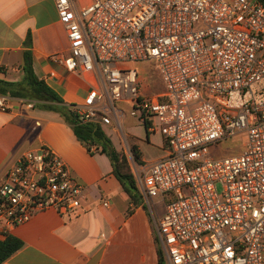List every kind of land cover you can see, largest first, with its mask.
Segmentation results:
<instances>
[{"label": "built area", "instance_id": "1", "mask_svg": "<svg viewBox=\"0 0 264 264\" xmlns=\"http://www.w3.org/2000/svg\"><path fill=\"white\" fill-rule=\"evenodd\" d=\"M55 4L70 46L57 59L90 84L73 107L80 122L115 120L122 128L118 105L132 103L130 115L166 139L167 155L138 181L146 200L163 198L157 236L168 264H264V4ZM148 60L157 61L166 89L153 97L143 94L132 65ZM11 99L0 96V110L8 112ZM239 134L245 141L238 153L212 155ZM86 191L51 148L23 153L0 183V241L38 212L82 209Z\"/></svg>", "mask_w": 264, "mask_h": 264}, {"label": "crops", "instance_id": "2", "mask_svg": "<svg viewBox=\"0 0 264 264\" xmlns=\"http://www.w3.org/2000/svg\"><path fill=\"white\" fill-rule=\"evenodd\" d=\"M91 1L80 0L82 6ZM29 35L31 47L26 45ZM69 47L55 0H0V80L19 81L24 53L31 50L37 76L66 105L82 103L90 90L88 80L57 59L68 56ZM124 113L122 125L130 115ZM103 129L109 135L105 126ZM119 129L113 127V133L125 135L127 143V138H133V146L140 152L141 163L133 168L137 180L138 171L167 155L168 144L160 131L146 129L148 143L161 150L159 156L149 159L143 141L126 130L120 134ZM42 146L55 151L72 176L86 186V199L82 209L67 213L44 210L17 227L13 235L24 245L3 264H160L157 224L165 212L163 198L160 213L155 209L160 198L148 201L143 197L135 205L114 175L107 155L89 152L58 113L38 105L29 109L19 98H12L10 110H0V183L23 153ZM212 155L216 156L214 151ZM108 200L111 203L105 206Z\"/></svg>", "mask_w": 264, "mask_h": 264}, {"label": "trees", "instance_id": "3", "mask_svg": "<svg viewBox=\"0 0 264 264\" xmlns=\"http://www.w3.org/2000/svg\"><path fill=\"white\" fill-rule=\"evenodd\" d=\"M264 4V0H260ZM26 45L31 47L29 35ZM23 76L19 81L10 82L0 80V96L19 98L35 102L40 108L58 113L73 128L78 140L92 154L102 153L109 157L114 167V175L121 183L131 201L138 205L143 200L138 180L132 171L130 162L125 154H121L115 147L112 139L106 134L99 123L80 122L73 105H66L63 99L35 73L31 50L25 51L22 65ZM146 129L148 127L146 125ZM95 147V151H92ZM132 152L137 163L140 161V152L136 146H132ZM159 243V241H158ZM23 241L11 235L6 240L0 241V264H3L11 256L23 247ZM159 261L164 264V255L159 246Z\"/></svg>", "mask_w": 264, "mask_h": 264}, {"label": "rangeland", "instance_id": "4", "mask_svg": "<svg viewBox=\"0 0 264 264\" xmlns=\"http://www.w3.org/2000/svg\"><path fill=\"white\" fill-rule=\"evenodd\" d=\"M132 65L139 70L140 85L142 88V92L146 97H153L165 92L166 90L165 84L163 82L157 61L148 60V61L134 63ZM162 101L166 102L168 101V99ZM119 107L129 114L132 109V103H120ZM121 126H122V130L119 129L120 134L123 132L125 134V130H126L129 131L132 135H134L136 139H140L141 141H143L142 144H143L144 155L147 158L150 159L151 157H157L160 155L161 150L159 149V147L154 144L148 143L146 129L144 126H141L138 123L137 118L132 117L130 115H126L125 124ZM113 127L118 128L117 124H115L114 121H111L110 123L105 125L106 131L109 133V135L111 134L113 136L114 141L116 142L117 146L120 148L121 150L120 153L125 154L127 156L133 171V168L138 167L137 165L139 164V163L137 164L135 160V156L132 152V146L134 144L133 138L132 139L127 138L128 139V143H127L125 135L123 137L113 133ZM244 141H245V134H239L238 136L230 138L222 142L220 145L215 146L214 148H212V151L215 152V155L217 157L230 156L238 153V151L242 148V144ZM138 172L140 176L141 171ZM158 198H160L161 202L159 200V202L155 205V209L157 210V212L160 213L164 209V204L162 202V198L161 197ZM164 264H168V261L165 258H164Z\"/></svg>", "mask_w": 264, "mask_h": 264}]
</instances>
